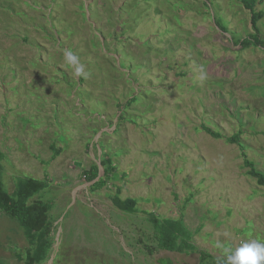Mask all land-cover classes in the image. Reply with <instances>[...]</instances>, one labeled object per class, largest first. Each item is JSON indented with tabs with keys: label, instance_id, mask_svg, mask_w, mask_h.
Here are the masks:
<instances>
[{
	"label": "rangeland",
	"instance_id": "rangeland-1",
	"mask_svg": "<svg viewBox=\"0 0 264 264\" xmlns=\"http://www.w3.org/2000/svg\"><path fill=\"white\" fill-rule=\"evenodd\" d=\"M252 32L240 0H0V180L46 183L28 200L52 207L42 264H200L264 241V186L244 165L264 174V48L235 44ZM151 213L181 219L197 251L158 250ZM28 248L0 212V262Z\"/></svg>",
	"mask_w": 264,
	"mask_h": 264
},
{
	"label": "trees",
	"instance_id": "trees-1",
	"mask_svg": "<svg viewBox=\"0 0 264 264\" xmlns=\"http://www.w3.org/2000/svg\"><path fill=\"white\" fill-rule=\"evenodd\" d=\"M264 0H240L241 5L250 13L251 29L246 38L235 42L237 46L248 49L250 47H263L264 39L261 38V31L258 26L259 21L263 18L262 10H257V6ZM134 101V100H133ZM204 130L216 138H224L220 133L204 127ZM238 134L232 137H226L231 143L240 144ZM242 149L243 146L239 145ZM59 151V150H58ZM4 155L0 152V162ZM106 164H110L109 159L102 160L105 176H100V168L93 165L86 172L89 182H94L96 188L102 187L107 183L112 169H108ZM244 165L248 168V175L255 178L257 183L264 186V174L255 168L253 161L244 159ZM44 181H39L30 177L20 180L13 194H9L0 180V212L8 218L14 220L23 230L24 237L29 244L25 256L17 254L19 260L25 261V264H42L49 261L53 255L55 245V228L50 219L51 205L47 202L32 201L33 197L46 186ZM31 199L30 202L28 200ZM114 205L125 212H133L136 209L134 199L122 200L118 195L113 197ZM150 221L153 227V237L158 250L168 252H196L197 248L192 243L193 233L188 229L181 219L159 218L156 214H150ZM200 264H222L223 258L217 259L208 253L199 251ZM0 264H2L0 262Z\"/></svg>",
	"mask_w": 264,
	"mask_h": 264
},
{
	"label": "clouds",
	"instance_id": "clouds-1",
	"mask_svg": "<svg viewBox=\"0 0 264 264\" xmlns=\"http://www.w3.org/2000/svg\"><path fill=\"white\" fill-rule=\"evenodd\" d=\"M64 58L67 64L73 67L76 77H87L88 74L84 71V65L80 63L79 58L71 50H65ZM218 247L222 248L225 257L222 264H264V241L262 240L246 241L237 248L223 244H219Z\"/></svg>",
	"mask_w": 264,
	"mask_h": 264
}]
</instances>
